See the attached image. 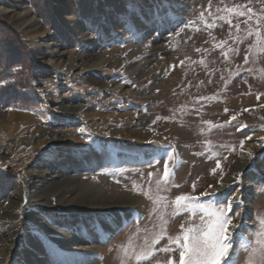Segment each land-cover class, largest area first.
I'll list each match as a JSON object with an SVG mask.
<instances>
[{"label":"rangeland","instance_id":"1","mask_svg":"<svg viewBox=\"0 0 264 264\" xmlns=\"http://www.w3.org/2000/svg\"><path fill=\"white\" fill-rule=\"evenodd\" d=\"M128 3L136 15L125 27ZM237 6L256 15L245 23L227 11ZM54 131L63 141L49 140ZM250 134L264 145V0H0V214L14 227L0 264H120L122 245L124 264L150 249L143 264H178L179 252L159 249L203 215L174 208L181 195L234 198L232 259L247 264L264 240V182L250 207L246 168L228 195L202 193L248 155ZM168 153L172 174L158 185ZM54 163L50 184L69 176L76 188L47 194L27 182Z\"/></svg>","mask_w":264,"mask_h":264},{"label":"snow or ice","instance_id":"2","mask_svg":"<svg viewBox=\"0 0 264 264\" xmlns=\"http://www.w3.org/2000/svg\"><path fill=\"white\" fill-rule=\"evenodd\" d=\"M126 8L131 9L130 12H126L124 15L127 18L122 21V24L127 27L128 21L132 19V16L136 15L135 8L136 5L132 3L126 4ZM227 11L231 14L237 16H247V20L252 19L254 10L251 7H247V11L241 10L240 6L236 8H229ZM139 19V16H136ZM223 18V17H222ZM231 24V20L227 21ZM133 27H135V22L133 21ZM261 27V18L256 20V34L259 35ZM237 31L239 32V25H236ZM252 31H248V35H252ZM226 55V54H225ZM247 56L245 57V62H247ZM231 119H235L232 117ZM243 146V141H241V147ZM172 153L166 154L165 157H162L164 160V170L163 177L161 180L157 181L159 185L162 182H166L168 177L172 174V170L169 167V161L172 158ZM261 158H264V154H260ZM254 154L248 152L249 159H253ZM217 167H220L219 162H217ZM215 172V169H213ZM152 174L149 173V176ZM135 187V185H134ZM195 187V186H193ZM211 188L212 186L209 185ZM145 195H148L145 193ZM202 195H209L205 192ZM211 195H216L211 193ZM233 199H228L227 203L220 202L217 204H204L200 203L198 199H195L191 196L181 195L175 198L172 202L174 208H184L189 213L195 214L197 211L203 215L200 217V223L194 226L184 227L181 226L182 231L175 237H167L169 240L168 246L159 249L163 252H179L178 264H235V261L232 259V228L237 227L238 225L233 223V218L229 216L230 212H233ZM159 203V201H154V204ZM174 214H177L174 212ZM235 215L238 217L239 212H236ZM166 233V227L163 230ZM257 233L260 236H264V218L258 219V229ZM166 238L165 235L158 234L152 240V246L159 244L160 240ZM124 256L121 258L120 264H124L125 259L128 258L127 247L125 245L121 246ZM156 255L154 250H140L136 252L134 250L131 259L134 260V264H143L144 261L152 259ZM159 264V262H157ZM166 264H177L173 257H169ZM247 264H264V240L257 242V246L253 248Z\"/></svg>","mask_w":264,"mask_h":264},{"label":"bare ground","instance_id":"3","mask_svg":"<svg viewBox=\"0 0 264 264\" xmlns=\"http://www.w3.org/2000/svg\"><path fill=\"white\" fill-rule=\"evenodd\" d=\"M24 16L26 18L28 17V16H26V14ZM27 19L28 20H26V19L25 20L30 21L29 20L30 18H27ZM44 46L46 47V49L48 51H51V48L55 47L56 44L49 41V42H45ZM53 51H56V49L53 48ZM51 52H49V53H51ZM57 56H59V54ZM93 66L94 65H89V67H93ZM134 133H135V135H137L138 140L142 138V135L140 133H138V132H134ZM250 136L251 137H249V138L252 141L247 143L246 146L241 149V152L244 154H247L248 152H252L254 154L253 159H249L248 155H242L241 159L236 162V164L233 166V169L230 170L229 174L223 178L222 184L221 185H218V184L212 185V187L207 188L205 190V192L211 193L213 191H223L224 193H227V195H228L230 188H231L230 187L231 182H233L235 179H240L241 172H243V170H245V168H246V169H249L248 171H249L250 176L245 180H243V178L240 179V181H242L241 185L243 188V192L240 194V196L244 199L243 205H245L247 207L251 206L250 203H248V202L251 201L250 196H251V192L253 190L252 187H253L254 183L259 182V181L264 182V158H261V155H260V154H264V145L259 141H254L253 140L254 135L250 134ZM49 140L51 142L63 141V136L58 135V132L54 131V132H52L51 139H49ZM57 158L58 157H56L55 159H57ZM68 159L69 158H67L66 156L59 158L60 161L61 160L67 161ZM58 170H59L58 164L56 165L55 163L52 164V167L50 169H48L47 171L29 170L28 175H27L28 176L27 182H29V184L31 186H32V184H37L39 187H41L39 190L45 191L47 194L54 193V191H57V192L58 191H65V190L70 191L71 189L76 188L78 186V184L75 183L72 180V178H69V176L68 177L62 176L60 181H56V182H54L53 185H51L50 184L51 178L53 179V177L56 174H58V172H59ZM60 175H62V174H60ZM44 182H47V184H43ZM205 192H203V193H205ZM31 196L37 197L38 201H41L44 198V196H42L38 190L33 191ZM57 200H59V198ZM245 201H247V202H245ZM94 202L96 203V201H94ZM115 203H117V202H115ZM244 216H242V218H241L242 219L241 220V229H245L251 225V221H249L247 219L248 213H244ZM11 217L12 216H10L9 214H6V213L0 214V221H2V226L0 227V229L2 231H5L4 229H7L6 232H4L6 235L2 231H0V256H3L5 254L4 252L6 250H8V251L10 250L9 240L10 239L12 240V237L14 236L12 234L14 227L12 226L11 221H10ZM13 217H15L14 214H13ZM47 227L50 228V231H53V232L57 231V230L53 229V227L52 228L50 226H47Z\"/></svg>","mask_w":264,"mask_h":264}]
</instances>
